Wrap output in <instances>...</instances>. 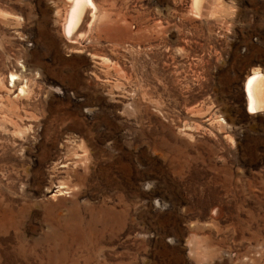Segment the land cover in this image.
<instances>
[{
	"label": "rangeland",
	"instance_id": "1",
	"mask_svg": "<svg viewBox=\"0 0 264 264\" xmlns=\"http://www.w3.org/2000/svg\"><path fill=\"white\" fill-rule=\"evenodd\" d=\"M90 1L0 0V264H264V0Z\"/></svg>",
	"mask_w": 264,
	"mask_h": 264
},
{
	"label": "bare ground",
	"instance_id": "2",
	"mask_svg": "<svg viewBox=\"0 0 264 264\" xmlns=\"http://www.w3.org/2000/svg\"><path fill=\"white\" fill-rule=\"evenodd\" d=\"M206 0H193V6L200 13ZM94 9L90 0H74L70 6L68 19L66 22L67 36L74 33L75 28L84 19L86 10ZM81 25V24H80ZM244 93L248 103L247 112L249 114L264 113V75L255 73L250 76L244 86Z\"/></svg>",
	"mask_w": 264,
	"mask_h": 264
}]
</instances>
